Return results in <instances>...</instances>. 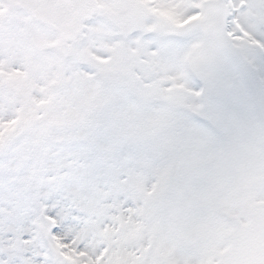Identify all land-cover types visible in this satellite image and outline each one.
Returning <instances> with one entry per match:
<instances>
[{
    "label": "snow or ice",
    "instance_id": "6c2138e0",
    "mask_svg": "<svg viewBox=\"0 0 264 264\" xmlns=\"http://www.w3.org/2000/svg\"><path fill=\"white\" fill-rule=\"evenodd\" d=\"M0 264H264V0H0Z\"/></svg>",
    "mask_w": 264,
    "mask_h": 264
}]
</instances>
